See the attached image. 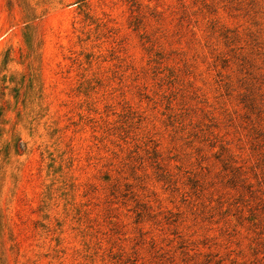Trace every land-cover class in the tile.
<instances>
[{
  "label": "rangeland",
  "instance_id": "rangeland-1",
  "mask_svg": "<svg viewBox=\"0 0 264 264\" xmlns=\"http://www.w3.org/2000/svg\"><path fill=\"white\" fill-rule=\"evenodd\" d=\"M0 264H264V0H0Z\"/></svg>",
  "mask_w": 264,
  "mask_h": 264
}]
</instances>
